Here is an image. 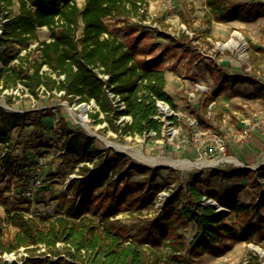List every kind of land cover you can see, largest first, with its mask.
Segmentation results:
<instances>
[{
  "label": "trees",
  "instance_id": "1",
  "mask_svg": "<svg viewBox=\"0 0 264 264\" xmlns=\"http://www.w3.org/2000/svg\"><path fill=\"white\" fill-rule=\"evenodd\" d=\"M16 3L19 6L14 11ZM144 3L145 0H85L81 7L77 0H0L3 29L0 60L6 65L5 69H0V78L14 70L15 75L24 74L21 82L35 96L48 91L53 95L56 89L65 91L61 95L63 98L94 101L99 109L91 116L98 118L99 122H107L106 129L133 136L144 135L151 130L160 134L165 122L157 102L174 106L172 97L165 90L166 76L161 57L140 58L142 49L138 42L143 35H139L134 43L126 42L112 33L105 20L108 16L121 15L126 22L137 17L140 21L144 18L141 13ZM205 6L208 30L213 21L254 22L264 17V2L205 0ZM43 27L49 29V39L40 38L39 30ZM161 34L169 39L171 46L182 49L184 53L198 51L199 45L185 32L179 36L164 31ZM207 36L206 33L205 40ZM34 41H38L36 48L31 47ZM5 45L31 47L22 56L16 71V67L8 66L14 55L4 49ZM255 55L250 54L252 62L256 60ZM45 65L48 70L43 68ZM52 73L64 74L65 78L58 81ZM100 73L108 75V78L104 79ZM222 78L227 84L239 81L258 85L248 78L233 79L228 75ZM42 86L45 87L43 92ZM108 90L120 95L125 108L119 109L114 104ZM260 95L264 96L262 89L253 93L255 97ZM216 96L206 95L203 101L206 111ZM31 112L20 113L0 107V142H11L14 129L22 135L27 126H42L43 119L50 115L49 111L42 109ZM101 114L104 116L100 117ZM124 115H129L130 119L121 124L119 119ZM199 119L212 126L201 115ZM60 126L58 135L70 147L65 153L77 156L75 167L85 163L79 168L83 177L73 185L72 197L66 193L61 195L69 202L67 216L59 215L48 222L45 217L37 219L31 215L30 208L20 206V199H12L1 190L0 205L4 207L6 218L0 215V260L4 253H16L24 247L28 253L25 264H182L186 255L192 258L206 253L222 256L239 242L258 241L262 237L255 222V216L261 209L258 204L239 200L238 188L225 195L199 188V184L213 186L216 175L231 179L233 173L192 177L186 183L187 203H179L180 196L184 194L179 189L160 212L146 214L144 211L152 205L165 184L156 183L154 178L150 179V185L125 179L132 171L142 173L147 167L132 163L121 153L102 155L87 133L71 127L65 119H61ZM15 147L11 145L12 150ZM95 154L98 161H95ZM29 161L20 162L13 157L8 164L10 169L18 171L20 179L28 181L31 178L27 169ZM86 162H92L93 167ZM122 172L124 175L121 177ZM106 186L109 190L104 188ZM98 188H104L105 200L124 205L125 210L136 216L135 223L108 215L101 224H97L83 215L85 208L92 203L93 191ZM77 197L82 199L79 204L75 202ZM207 198L215 199L227 211L220 213L215 205L206 201ZM258 203L264 204V196ZM190 225L196 228L191 240L184 232ZM10 226L14 228L12 232H9ZM133 226L136 230L131 234ZM50 257L57 259L51 262ZM11 264L18 263L13 261ZM244 264L263 263L258 254L250 253Z\"/></svg>",
  "mask_w": 264,
  "mask_h": 264
},
{
  "label": "rangeland",
  "instance_id": "2",
  "mask_svg": "<svg viewBox=\"0 0 264 264\" xmlns=\"http://www.w3.org/2000/svg\"><path fill=\"white\" fill-rule=\"evenodd\" d=\"M172 1L176 5L173 10L167 6L168 0H145L142 7L145 12L143 13L144 18L140 21L138 20L139 17L135 18L136 20L131 18L127 20L126 25L121 23L120 27L117 26L118 22H120L117 19L108 20L111 28H113V25L117 27L113 30L124 38L126 42L134 43L139 35H143L138 42L144 54H140V58H145L147 55L153 56L157 53H159L158 57H161L162 67L166 76L165 90L172 97L174 106L163 102L162 105H167L169 109L167 111L158 105L161 118L165 122L160 134L155 130H151L144 135L137 134L133 136L106 129L107 122H99L98 118L91 116V113H95L99 109L97 104L94 101L79 102L77 100L78 97L71 100L63 98L59 93H54L53 95L40 93L39 96H35L25 88H20L18 97H8L2 90L6 87L17 88L20 84L23 85L21 79L24 74L15 75L14 70H12L6 72L1 78L0 102H10L31 114L34 109H42L50 113L43 119V125L40 127L27 126L22 135H19L15 129L13 130V134H17L15 136L16 143L13 144L16 146L13 149L15 150L13 157L20 162H27L30 159L31 161L28 162L29 166L27 168L28 173L31 176L41 178L45 184L39 189L37 200L34 203L20 199L19 204L21 207L30 208L37 219L44 217V213H51L54 215L52 218L55 219L59 215L67 216L66 210L69 202L65 201L61 195L66 193L68 197H72L73 185L78 184L81 177H83L79 168L85 163H79L75 167L74 162L77 156L74 153H65L63 146H60V143L63 145L65 141L59 137L58 132L60 131L54 127L55 119L59 117L62 120L65 119L71 127L79 128L87 133L95 141L102 155L113 156L115 153H121L129 158L132 163L147 167L145 172L142 173L132 171L125 179L146 182L148 183L147 185H150V179L154 178L156 183L165 184V187L158 192L152 205L144 211L146 214L153 215L160 212L172 200V197L179 189L184 191V194L180 196L179 203L181 205L187 203L189 197L186 183L192 177L201 176L207 178L219 172L233 173L234 175L231 179H223L216 175L213 177V186L199 184V188L205 192L216 190L221 195H225V192L229 189L231 191L238 188L239 200L253 203V205L258 204L261 209L260 213L255 216V222L260 237H262L258 238V241L239 242L222 256H212L206 253L200 257L192 258L186 255L182 264H244L250 253L258 254L264 264V255L253 248V246L259 247L264 252V204L260 205L258 203L261 194L264 192V124L261 123L254 126L251 135H244V130L248 128V123L254 112L260 115L264 111V107L252 108V111H250L248 102L235 100V94L244 95L246 98L250 97L251 83L238 81L227 84V82H223L222 78L228 75L233 79L244 80L248 78L255 80L254 76H252L253 72L260 68L258 66L256 68L254 64L264 59V55L260 56L256 52L264 51L258 47V45L264 44V17L254 22L243 23L240 26H233L228 23L219 24L213 21L212 26L208 30L205 0ZM246 1L264 2V0ZM80 3H83V0H80ZM17 10L18 8L15 5L14 11ZM46 29H40L41 38L47 36L49 31ZM161 31L167 32L172 36H179L183 32L191 36L188 32H192L194 43L199 45V48L198 51L189 54L197 61L196 66H194L195 64L192 60H185L187 62L183 63V58L188 55L179 54L180 48H171L169 39L163 37ZM235 32L240 33L243 37L244 52L237 45L240 40L234 37ZM206 33L208 35L207 40L204 39ZM3 47L8 53L17 57L20 62L22 61V56L31 49V47L25 48L18 45H5ZM252 53H257V56L255 55L256 60L253 62L250 59V54L252 55ZM168 57L174 58L171 60ZM15 63L11 62L10 65L12 66L11 68L16 67V71L18 66ZM190 70L192 71L190 72ZM252 86L255 85L252 84ZM208 94L217 95L220 100L227 99V101L213 102L211 113H209V110L206 111L203 107V101ZM83 104L88 105L85 109V114L92 123L93 129L101 137L116 144L126 145L132 150H140L146 155L159 159H189L195 162L200 160V156L206 146L213 143L210 133H218L226 139L225 156H233L236 162H227L204 168H196L195 166L187 169L172 166L154 167L136 157L120 152L116 147L106 144L97 136L91 135L81 124L80 114L83 112ZM219 105H223L225 110L220 111ZM240 110H243V115ZM200 115L212 126L207 125L205 122L202 123L201 119H199ZM103 116L104 114H101L100 117ZM129 119V115H124L119 119V122L124 124ZM194 119H196V122ZM257 120L252 119V122L256 123ZM258 128L261 130V139L257 146L254 147L250 142L254 141V132ZM41 156L47 157L45 163H39ZM94 156L95 161H98L97 155L95 154ZM204 157L201 159H213V157ZM239 162L244 163V166L235 165ZM86 164L93 167L92 162H86ZM244 170L245 172L248 171V173L240 174ZM123 175V172L120 173L121 177ZM3 180L4 178L0 176V191L3 190ZM123 185L124 183L121 182V186ZM86 188L87 185L84 186V189ZM104 188L109 190L107 186ZM104 188H98L93 191L92 203L85 208L83 215H87L97 224H101L108 215L121 218L130 224L135 223L137 217L125 210L124 205H118L112 200L103 198ZM162 191L170 192V196L163 197L162 200L166 199L164 204L157 207L156 202ZM209 199L211 198H207L206 201L208 202ZM81 200V197H77L76 204H79ZM211 200L215 202V205L219 204L215 199L212 198ZM57 207L61 210L55 213L54 211ZM78 211L77 207L76 213ZM224 211L227 210L219 212L223 213ZM0 215L6 218L2 205H0ZM48 221L49 218H46V222ZM13 230L14 228L10 226L9 232ZM135 230L136 226H133L130 233H135ZM184 232L188 239L191 240L196 228L194 225H190ZM148 245L146 244V246ZM15 255L20 258L19 252H16ZM15 255L6 254L4 258L12 261ZM0 263L4 264L5 262L1 259Z\"/></svg>",
  "mask_w": 264,
  "mask_h": 264
},
{
  "label": "built area",
  "instance_id": "3",
  "mask_svg": "<svg viewBox=\"0 0 264 264\" xmlns=\"http://www.w3.org/2000/svg\"><path fill=\"white\" fill-rule=\"evenodd\" d=\"M168 8L173 10L175 9V4L173 3L172 0H168ZM141 13H145L144 9H141ZM6 19H3V21H5ZM2 26L0 24V35L2 34ZM191 34V37L193 36L192 32H188ZM38 45V41H34L31 43V47L36 48V46ZM12 63H19L20 60L17 57H14V59L11 61ZM11 62L8 64V66H11ZM15 63V64H16ZM6 65L4 64V62H2V60H0V69H5ZM45 70H48V67L45 65L43 67ZM53 76L58 80L61 81L65 78L64 74L61 75H57L56 73H52ZM100 76L103 77L104 79L108 78V75L104 74V73H100ZM0 81H2V79L0 78ZM20 88L22 89H26L28 90V88L23 84H20L19 87L14 88V87H6L5 89L2 90V92H4V94H6V96L8 97H18L17 95L20 92ZM2 89V86H0V90ZM45 89L44 86H42L41 92H43V90ZM54 93H59L60 95L64 94L65 91L61 90V91H57L56 89L53 91ZM109 94L111 97H113L114 99V104L116 106H118L119 109H123L125 108L126 104L125 102L121 99L120 95L113 93L112 91H109ZM47 95H50V92L48 91ZM162 101H158L157 105L161 106L162 105ZM167 106V105H166ZM0 107H4L7 110L10 111H16V112H20V113H24L26 112V110L22 109V108H18L16 107L14 104L10 103V102H0ZM213 107V103L209 106V113H211ZM252 111V110H251ZM252 119H258L257 122H252ZM194 121L196 122V119H194ZM264 124V111L259 115L258 113L253 114V116L250 119V122L248 123V128L244 130V135L245 136H249L251 135V131L254 128V126L258 125V124ZM61 118L57 117L55 119L54 122V127H56V129L58 131H61ZM17 134H13L12 132V140L11 142H0V176H2L4 178L3 180V191L6 195H9L12 199H25L28 200L29 203H34L37 200V196H38V192L39 189L41 187H43L45 184L42 182V179L36 176H31V178L28 181H24L23 179H20L19 175H18V171L16 169H10L9 168V164L10 162H12L13 160V156L15 154V150L11 149V145L16 143V136ZM211 135V139L213 140V143L211 145L206 146V148L204 149L203 154H201L200 156V160H206V161H212L215 162V165H220V164H224L227 162H236L235 158L233 156H225L226 153V139L224 136L219 135L218 133H210ZM241 139V138H240ZM60 146H63V150L64 152L70 148L69 145L65 142V144L62 145V143H60ZM209 157L213 159H201V158H205ZM4 157H6L7 159H5ZM47 161V157H43L41 156L39 158V163H45ZM235 164V163H233ZM241 165L244 166V163L239 162L238 164L235 165ZM39 169V168H37ZM70 180V179H69ZM68 181V180H67ZM25 183V185H24ZM86 189H84L85 191ZM83 193V192H82ZM166 196H170V192L167 191H162L160 192V196L156 202V206L160 207L164 204L166 199H163V197ZM163 201V203H162ZM225 209V208H224ZM60 208H56L55 209V213L56 211H60ZM227 210V209H225ZM31 215H35V213H33V211H31ZM46 218L51 219L52 217H54V215H52L51 213H44L43 215ZM43 250L45 249L44 247L42 248ZM6 254H13L15 255V252H11V253H4L1 258L4 260V262H8L9 264H11L13 261H17L18 264H25L27 257H28V253L25 251L24 247L20 248L19 250V254H20V258H17L15 255V258L10 261L7 258H4V255ZM57 259V257H50V261L54 262Z\"/></svg>",
  "mask_w": 264,
  "mask_h": 264
},
{
  "label": "crops",
  "instance_id": "4",
  "mask_svg": "<svg viewBox=\"0 0 264 264\" xmlns=\"http://www.w3.org/2000/svg\"><path fill=\"white\" fill-rule=\"evenodd\" d=\"M77 2H78V4L81 6V7H83L84 6V4H85V0H83V3H80V0H77ZM18 6H19V4L18 3H16V7L18 8ZM121 18H123L122 20H121ZM115 19H117L118 21H120V22H118V25L117 26H121L120 24L121 23H124V25H126L127 24V22H126V20H125V18H124V16H121V15H115V16H108V17H106V22L108 23V20H115ZM135 19V18H134ZM136 20V19H135ZM215 23H219V24H225V23H228V24H232L233 26H240L241 24H243V23H246V22H243V21H240V20H233V21H230V22H216V21H214ZM108 26H109V28H110V30L112 31V33L114 34V35H116V36H118L121 40H124L125 41V39L124 38H122V37H120L119 35H118V33L117 32H115L113 29H115V28H117V27H114V25H113V28H111V25H109L108 24ZM126 28H127V26H125ZM45 28H47V27H43L42 28V30L43 29H45ZM128 29V28H127ZM46 30H48L49 31V29L47 28ZM40 31L41 30H39V36H40ZM41 38V37H40ZM50 38V31L48 32V34H47V36L45 37V38H41V39H49ZM194 39V38H193ZM171 48H174L173 46H170ZM258 47H259V49H263L264 50V44L263 45H258ZM142 48V47H141ZM176 49V48H175ZM172 50H174V49H172ZM257 53H258V55H260V56H263L264 55V51H256ZM257 53H255L256 55H257ZM179 54H186V55H188V56H186V57H184L183 58V60H184V62L183 63H186L187 61H185V60H192V62L195 64L194 66H196V64H197V61H195L191 56H190V54L189 53H184L183 52V50L181 49V51L179 52ZM141 55H144L143 53H141ZM158 55H159V53H157L156 55H147L146 56V58H152V57H158ZM163 56H164V54H163ZM164 58V57H163ZM162 58V59H163ZM169 58V57H168ZM172 58H174V57H171V58H169V59H171L172 60ZM254 66H256V68H257V66H258V68H260V69H258V70H255V72H253V75L252 76H254V79L258 82V85L257 86H252V84H251V89L249 90V95H250V97L249 98H246V97H244V95H240V94H235L234 95V97H235V100L236 101H238V102H240V101H242V102H248L249 103V110L251 111V109L252 108H259V107H264V96H262V95H260L259 97L257 96V97H255V96H253V93L254 92H256V91H258V89L259 90H263V92H264V59L263 60H261L259 63H255L254 64ZM255 68V69H256ZM220 69V68H219ZM192 70H190V72H191ZM263 71V72H262ZM258 72H260L259 74H258ZM250 86V85H249ZM226 97V96H225ZM221 102V101H227V99H222V100H220L219 99V97L217 98V96H216V99L214 100V102ZM220 106V108L219 107H217V108H219V110L221 111V110H225L223 107V105H219ZM249 110H245V111H249ZM243 110H240V113L243 115V112H242ZM238 112V111H237ZM239 113V114H240ZM260 128H258L254 133H255V139H254V141H252V142H250L254 147L255 146H257V143H259L260 142V139H261V130H259ZM242 173H248V171L247 172H245V170L244 171H241L240 172V174H242ZM260 182V181H259ZM200 186V185H199ZM258 189V188H257ZM228 190V189H227ZM230 190V189H229ZM228 190V191H229ZM239 190V189H238ZM259 190H261V189H259ZM227 191V192H228ZM227 192H225V194L227 193ZM259 192V191H258ZM261 196H264V192L261 194ZM260 196V197H261ZM193 236H194V234H193Z\"/></svg>",
  "mask_w": 264,
  "mask_h": 264
},
{
  "label": "bare ground",
  "instance_id": "5",
  "mask_svg": "<svg viewBox=\"0 0 264 264\" xmlns=\"http://www.w3.org/2000/svg\"><path fill=\"white\" fill-rule=\"evenodd\" d=\"M234 37L237 38L238 40H240V43H238L237 45L240 46L242 49V52H244L245 50V44L243 42V37L240 33L235 32L234 33ZM88 107L87 104H83L82 108H83V112L80 114V119H81V124L83 125V127L93 136H97L98 138H100L101 140H103L106 144L108 145H112L114 147H116L120 152L128 154L129 156L132 157H136L142 161H145L146 163L156 167V166H172V167H181L183 169H187V168H191L192 166H195L196 168H204L207 166H213L215 165V162L212 161H206V160H199V161H190L189 159H171V158H163V159H159V158H155V157H151L149 155L144 154L142 151L140 150H132L131 148H129L126 145H120V144H116L113 141H109L106 138L101 137L92 127V123L88 120L87 115L85 114V109ZM161 107L167 111H169V109L167 108L166 105H161ZM254 249H256L258 252H260L262 255H264V252L262 251V249H260L259 247H255L253 246Z\"/></svg>",
  "mask_w": 264,
  "mask_h": 264
},
{
  "label": "water",
  "instance_id": "6",
  "mask_svg": "<svg viewBox=\"0 0 264 264\" xmlns=\"http://www.w3.org/2000/svg\"><path fill=\"white\" fill-rule=\"evenodd\" d=\"M208 203L215 205V204H214L215 202H214L213 200H211V199L208 200ZM215 206H217V208H218L217 210H218V211L225 210L224 207H222V206L219 205V204H218V205H215Z\"/></svg>",
  "mask_w": 264,
  "mask_h": 264
}]
</instances>
